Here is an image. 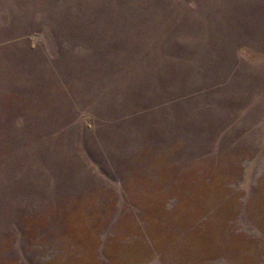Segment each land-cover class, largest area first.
I'll list each match as a JSON object with an SVG mask.
<instances>
[{
    "label": "rangeland",
    "instance_id": "obj_1",
    "mask_svg": "<svg viewBox=\"0 0 264 264\" xmlns=\"http://www.w3.org/2000/svg\"><path fill=\"white\" fill-rule=\"evenodd\" d=\"M0 264H264V0H0Z\"/></svg>",
    "mask_w": 264,
    "mask_h": 264
}]
</instances>
